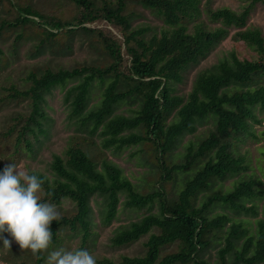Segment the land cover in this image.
I'll return each instance as SVG.
<instances>
[{"label": "trees", "instance_id": "1", "mask_svg": "<svg viewBox=\"0 0 264 264\" xmlns=\"http://www.w3.org/2000/svg\"><path fill=\"white\" fill-rule=\"evenodd\" d=\"M2 1L18 10L9 24L36 26L39 40L33 44V56L44 51L65 54L71 45L59 37L80 28L96 31L102 50L110 57L103 64L38 66L30 70L25 88L11 87L9 96L30 99L31 109L14 115L15 121L6 134L19 126L16 145L24 141L32 151L30 136L38 140L39 134L47 133V113L42 106L45 95L76 79L63 99L69 107V118L88 136L84 141H92L97 134L106 149L130 145L146 148L161 182L142 192L112 160L102 157L99 165L96 156L84 147L82 137L70 141L62 154H53L51 177L29 170L42 179L43 201L58 204L69 199L74 203L71 215H60L51 222L50 244L64 229L81 234L85 243L93 224L91 200L101 204L99 218L108 225L116 217L122 192L124 207L147 208L148 213L119 226L111 243L125 245L148 234L145 251L141 255H122L118 261L105 257L100 264H210L201 252L221 234L226 235L224 246L218 250L220 264H264V219H257L251 231L245 226L246 220L233 219L228 211L209 214L213 206L220 205L236 214L254 215V200L264 197L259 179L245 173L248 163L233 145V140L243 135H256L250 121L256 120L257 105L264 110V37L258 27H244L257 0H248L241 11L228 6L212 8L209 0L203 7L202 0H135L162 20L159 31L149 35L145 34L149 26H132L130 15L124 13L126 0H69L79 13L68 21L47 20L33 6L20 4L19 0ZM202 14L219 25L210 26L201 19ZM94 21H104L111 29L104 32L85 26ZM4 22L0 28L7 25ZM64 26L68 28L61 29ZM231 26L238 28L234 38L244 41L258 56L240 58L232 51L200 70L186 97L174 94L173 84L182 81L186 69L205 58ZM23 33H18L17 38ZM1 55L0 48V59ZM95 82L104 84V88L100 99L89 105ZM123 103L138 105L129 114L116 112ZM207 119L213 123L208 135L185 144V151L178 152L174 161L170 151L180 138ZM260 134L264 137V129ZM238 173L232 188L216 187L220 180ZM165 181L171 183V190L166 189ZM205 191L208 192L198 202L199 193ZM156 201L157 211L152 212L150 208ZM173 243L178 249L161 255V250ZM33 255L34 261L18 264H47L43 250Z\"/></svg>", "mask_w": 264, "mask_h": 264}, {"label": "rangeland", "instance_id": "2", "mask_svg": "<svg viewBox=\"0 0 264 264\" xmlns=\"http://www.w3.org/2000/svg\"><path fill=\"white\" fill-rule=\"evenodd\" d=\"M19 2L23 5L30 4L33 8L40 11L47 20L52 18L61 21L73 20L79 13V8L74 2L69 0H19ZM247 3L248 0H209L208 2L212 8L228 6L235 11H241ZM204 4L205 0H202L201 6L203 7ZM17 11L16 8H11L6 1L0 0V23L7 22V25L0 28V48L2 49L0 59V165L4 167L5 164L13 162L17 163L21 170H38L51 177L50 162L53 154H62L70 141H78L79 137H82L84 147L96 156L95 159L99 165L102 157L112 160L121 168L123 175L135 184L138 190L145 192L151 189V186L160 185L161 182H158V176L155 174L156 166L152 162L153 158L148 157L146 148L139 145H130L119 150L106 149L102 147L101 138L97 134L92 136V141H84V137L88 136L77 128L73 119L69 118V107L63 99L64 92L70 85L77 82L76 79L68 81L64 86H56L45 95V102L42 103V106L47 113L45 124L47 133L39 134L38 140L29 135L32 142V151L27 148L24 141L16 145L19 126L13 132L6 134L7 128L15 121L13 116L17 115L18 112H29L31 109L30 99H14L9 96L11 87L25 88L26 76L30 70L38 66L58 68L72 67L82 63L103 64V62L108 63L110 61V57L101 48L99 34L96 31L87 32L80 28L71 34L59 37L62 41L71 45V49L65 54L44 51L37 56H33V44L39 40L35 35L37 34L36 26L9 24L10 21L14 22ZM124 13L130 15L132 26H149L150 29L145 32L146 35L158 32L163 25L159 17L135 0H126ZM201 19L208 22L210 26L219 25V22H210L205 14H202ZM85 26L103 30L104 32L108 28L111 29L110 25L104 21L86 23ZM247 26L258 27L264 37V0H257L253 4L244 27ZM64 28H68V26H64L61 29ZM237 30L238 28L234 26L229 27L228 34L212 48L205 58L186 69L182 81L173 84L175 88L174 94L186 97L191 90L197 73L210 67L220 58L229 56L232 51L236 52V55L240 58H256L258 56L255 50L244 41L234 38ZM21 32L24 33L20 38H17L18 33ZM103 88L104 84L95 82L89 105L100 99ZM137 105V103H123L117 108L116 112L129 114L131 109L137 107ZM254 117L256 120H251L250 122L252 124L251 129L256 135H243L241 139L233 140V145L237 153L245 156V161L249 166L245 173H251V175L256 176L260 181L259 187L264 190V137L260 134L264 129V110L260 109L259 105L254 109ZM212 128L213 123L210 119L197 123L193 132L184 133L170 151L169 156L175 161L177 159L176 154L180 151H185V144L189 141L194 143L200 141L208 135ZM239 175L238 173L227 176L225 179L220 180V185L216 187L223 190L232 188ZM164 185L166 189H172L170 182L165 181ZM207 192L199 193L198 202L201 200L202 195ZM38 194L42 199L43 192L40 191ZM119 196L120 203L118 204L116 217L108 225H104L100 221L98 210L101 208V204L98 201L91 200L93 224L87 241L82 243L81 234H75L68 229L61 230L57 241L49 244L48 248L43 250L44 262L48 264V255L52 251L61 248L65 250L87 248L96 256L97 264H100L99 260L105 257L118 261L122 255L134 256L143 254L145 251L144 242L148 234L125 245L117 246L111 243V237L119 226L126 225L130 221L137 220L148 213L147 208L124 207L122 202L125 195L121 192ZM97 198L100 199V197ZM246 203L247 205L251 204L249 201ZM254 203L257 208V212L254 215L243 212L236 214L234 211H230L220 205L213 206L209 214L228 211L233 219L246 220L245 226L253 231L256 227V220L264 219V197L255 199ZM55 205L59 209L60 215H71L75 210L74 203L69 199H63ZM150 211H157V201L152 205ZM230 223L231 221L227 222L226 227ZM225 235L221 234L219 237H215V242L201 252V256L210 264L221 263L218 250L225 244ZM4 237L12 240L9 233L4 234ZM177 249V243L169 244L161 250V255ZM226 258V262L230 261L228 260V255H226ZM34 260L35 256L32 251L26 248L21 249L14 240L10 247L0 241V264H18L20 261L31 262ZM188 264H192V262Z\"/></svg>", "mask_w": 264, "mask_h": 264}, {"label": "clouds", "instance_id": "3", "mask_svg": "<svg viewBox=\"0 0 264 264\" xmlns=\"http://www.w3.org/2000/svg\"><path fill=\"white\" fill-rule=\"evenodd\" d=\"M42 179L21 170L17 163L0 168V241L11 246L14 240L21 249L33 253L46 250L52 239L51 222L60 216L55 204L45 202L38 194ZM9 233L12 240L4 237ZM48 264H97L87 248L56 249L47 257Z\"/></svg>", "mask_w": 264, "mask_h": 264}]
</instances>
